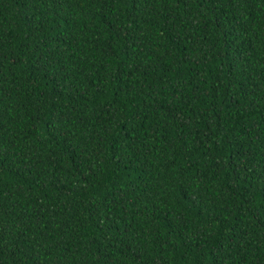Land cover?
<instances>
[{
    "label": "trees",
    "instance_id": "16d2710c",
    "mask_svg": "<svg viewBox=\"0 0 264 264\" xmlns=\"http://www.w3.org/2000/svg\"><path fill=\"white\" fill-rule=\"evenodd\" d=\"M0 264H264V0H0Z\"/></svg>",
    "mask_w": 264,
    "mask_h": 264
}]
</instances>
